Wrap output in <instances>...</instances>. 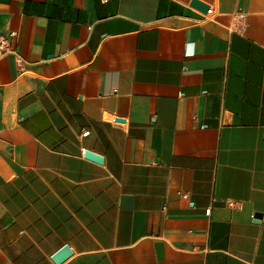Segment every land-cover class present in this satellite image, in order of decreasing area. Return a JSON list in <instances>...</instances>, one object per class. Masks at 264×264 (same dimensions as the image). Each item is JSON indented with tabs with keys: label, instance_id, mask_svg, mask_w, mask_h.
<instances>
[{
	"label": "crops",
	"instance_id": "1",
	"mask_svg": "<svg viewBox=\"0 0 264 264\" xmlns=\"http://www.w3.org/2000/svg\"><path fill=\"white\" fill-rule=\"evenodd\" d=\"M191 1L0 0V264H264V0Z\"/></svg>",
	"mask_w": 264,
	"mask_h": 264
},
{
	"label": "water",
	"instance_id": "2",
	"mask_svg": "<svg viewBox=\"0 0 264 264\" xmlns=\"http://www.w3.org/2000/svg\"><path fill=\"white\" fill-rule=\"evenodd\" d=\"M191 5L193 7H196L198 9H201L203 10L204 12H207L208 9H209V6L208 4L204 3L203 1L201 0H192L191 1ZM117 120L119 121H123L121 118H118ZM86 157L88 158H91L95 161H98V162H101L102 161V157L96 153H93V152H90V151H87L85 153ZM261 216L260 213H256L255 214V217L259 219V217ZM71 254V251L70 249L68 248V246H64L61 250H59L57 253L54 254L53 256V260L56 262V263H60L62 262L63 260H65L69 255Z\"/></svg>",
	"mask_w": 264,
	"mask_h": 264
},
{
	"label": "built area",
	"instance_id": "3",
	"mask_svg": "<svg viewBox=\"0 0 264 264\" xmlns=\"http://www.w3.org/2000/svg\"><path fill=\"white\" fill-rule=\"evenodd\" d=\"M208 14L212 13V9H208L207 11ZM8 52H14L13 48L10 46L8 38L6 35L0 34V54H5ZM88 132H84V134H87ZM186 196V195H185ZM210 208H207L205 210L206 214H209Z\"/></svg>",
	"mask_w": 264,
	"mask_h": 264
}]
</instances>
